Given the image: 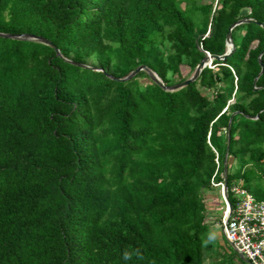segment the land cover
Wrapping results in <instances>:
<instances>
[{
    "label": "trees",
    "instance_id": "1",
    "mask_svg": "<svg viewBox=\"0 0 264 264\" xmlns=\"http://www.w3.org/2000/svg\"><path fill=\"white\" fill-rule=\"evenodd\" d=\"M243 19L180 90L116 80L179 85ZM261 25L264 0H0L1 34L61 54L0 37V264H244L205 193L227 155L229 202H264Z\"/></svg>",
    "mask_w": 264,
    "mask_h": 264
},
{
    "label": "built area",
    "instance_id": "2",
    "mask_svg": "<svg viewBox=\"0 0 264 264\" xmlns=\"http://www.w3.org/2000/svg\"><path fill=\"white\" fill-rule=\"evenodd\" d=\"M218 186L222 188L224 199V185ZM230 191L235 198V206L232 205L230 211L224 199L226 208L221 222L224 239L249 264H264V202L246 190L242 180L234 182Z\"/></svg>",
    "mask_w": 264,
    "mask_h": 264
},
{
    "label": "water",
    "instance_id": "3",
    "mask_svg": "<svg viewBox=\"0 0 264 264\" xmlns=\"http://www.w3.org/2000/svg\"><path fill=\"white\" fill-rule=\"evenodd\" d=\"M243 23H256L254 20L252 19H243L239 22H237L236 24H234L228 34H227V40H226V45H227V53L223 56H212L210 54L207 53V57L204 58L200 64L197 66L193 76L186 80L185 82L179 84V85H176V86H173V87H166L163 82L161 81V79L155 74L153 73L151 70H149L147 67L145 66H141L139 67L138 69L134 70L131 74H129L126 78H123V79H116L117 81H120V82H124V81H127V80H130L132 79L134 76H136L139 72L141 71H145L148 73V75L150 76V78L156 83L158 84L161 88H163L164 90L166 91H177V90H180L181 88L183 87H186L188 86L189 84L193 83L194 81H196L198 79V77L200 76L201 72L206 68V67H210L212 62L214 60H218V61H223L225 60L227 57L231 56L234 52H235V45H234V42H233V39H232V35H231V31L234 27L240 25V24H243ZM262 27H264L263 25H261ZM0 37L1 38H6V39H13V40H21V41H35V42H38V43H42V44H45L51 48H53L57 55L58 56H61L59 50L50 42L48 41L47 39L45 38H42V37H39V36H35V35H28V34H25V35H11V34H1L0 33ZM72 64H75V65H78L80 67H84L86 68V66L84 65H80V64H76L74 62H71ZM94 70H97V69H94ZM257 89H255L256 91ZM230 130V128H229ZM230 141V140H229ZM229 143V142H228ZM228 164H227V155H226V162H225V165H224V180H223V185H224V188H223V196H224V199L228 202V205H229V210L232 211L233 209V206L232 204L229 202V199H228ZM240 258L245 261L246 263H248V261L246 260V258H244L243 256H240Z\"/></svg>",
    "mask_w": 264,
    "mask_h": 264
},
{
    "label": "rangeland",
    "instance_id": "4",
    "mask_svg": "<svg viewBox=\"0 0 264 264\" xmlns=\"http://www.w3.org/2000/svg\"><path fill=\"white\" fill-rule=\"evenodd\" d=\"M182 75L184 78H187L188 80L193 76V73L190 72V69L187 66H182ZM235 168L236 166L232 168V170H234ZM221 191L222 188L217 185L212 191H208L205 193L206 202L209 211L207 221L211 225V229L214 231V234H216L217 230L219 229L226 208L225 201L222 197ZM216 239L217 241H219L218 238ZM229 248L231 247L229 246ZM231 250L233 249L231 248ZM211 260L212 257L208 254L206 257V264H210ZM244 264H249V263H246L244 261Z\"/></svg>",
    "mask_w": 264,
    "mask_h": 264
},
{
    "label": "crops",
    "instance_id": "5",
    "mask_svg": "<svg viewBox=\"0 0 264 264\" xmlns=\"http://www.w3.org/2000/svg\"><path fill=\"white\" fill-rule=\"evenodd\" d=\"M215 236H216V238L219 239V242H220L221 246H224L225 239H224V236H223L222 232H220L219 229L217 230ZM237 264H240V263H237Z\"/></svg>",
    "mask_w": 264,
    "mask_h": 264
},
{
    "label": "clouds",
    "instance_id": "6",
    "mask_svg": "<svg viewBox=\"0 0 264 264\" xmlns=\"http://www.w3.org/2000/svg\"><path fill=\"white\" fill-rule=\"evenodd\" d=\"M124 259H125V260H128V259H129V256H128L127 253H125V255H124Z\"/></svg>",
    "mask_w": 264,
    "mask_h": 264
}]
</instances>
